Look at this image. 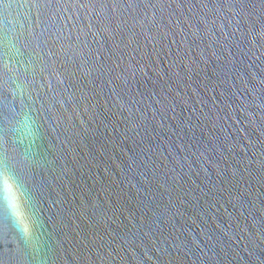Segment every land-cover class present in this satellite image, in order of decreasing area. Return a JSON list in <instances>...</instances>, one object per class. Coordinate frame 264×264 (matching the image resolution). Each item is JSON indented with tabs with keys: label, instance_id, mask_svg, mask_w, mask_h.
Listing matches in <instances>:
<instances>
[{
	"label": "water",
	"instance_id": "95a60500",
	"mask_svg": "<svg viewBox=\"0 0 264 264\" xmlns=\"http://www.w3.org/2000/svg\"><path fill=\"white\" fill-rule=\"evenodd\" d=\"M261 22L264 0H0V163L36 220L0 209V264H264Z\"/></svg>",
	"mask_w": 264,
	"mask_h": 264
},
{
	"label": "snow or ice",
	"instance_id": "6c2138e0",
	"mask_svg": "<svg viewBox=\"0 0 264 264\" xmlns=\"http://www.w3.org/2000/svg\"><path fill=\"white\" fill-rule=\"evenodd\" d=\"M53 0H37V7H44L46 4H51ZM59 5H68L69 7L76 9L87 8L94 10L99 0H54ZM129 6L132 5L133 0H126ZM120 3V0H113V5ZM101 4V10L103 9ZM255 30V25L253 26ZM260 32L264 34V22H261ZM61 45L60 53L64 51V40L62 36L54 34V40L52 43L51 55L56 57L60 53L56 51V44ZM72 47V44H68ZM31 193L26 190L21 176L13 169H10L6 165L0 163V209L6 211L12 218L16 227L27 236L30 231V225H35L36 220L34 218V210L32 201L30 199Z\"/></svg>",
	"mask_w": 264,
	"mask_h": 264
}]
</instances>
